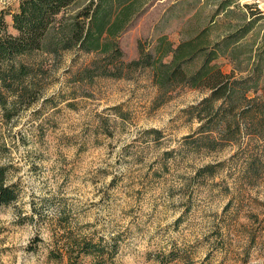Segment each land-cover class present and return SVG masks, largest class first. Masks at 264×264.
I'll return each mask as SVG.
<instances>
[{"label":"rangeland","instance_id":"1","mask_svg":"<svg viewBox=\"0 0 264 264\" xmlns=\"http://www.w3.org/2000/svg\"><path fill=\"white\" fill-rule=\"evenodd\" d=\"M19 1L0 0V13ZM143 1L117 39L125 60L137 59L139 41L194 42L190 74L217 54L211 65L256 82L248 96L264 101V0ZM15 60L38 73L42 94L17 102L11 119L0 103V169L18 193L0 203V264H264V136L252 122L232 126L233 141L217 137V123L194 115L208 89L161 88L151 68L85 72L102 63L96 51ZM0 92L11 106L16 95Z\"/></svg>","mask_w":264,"mask_h":264},{"label":"trees","instance_id":"2","mask_svg":"<svg viewBox=\"0 0 264 264\" xmlns=\"http://www.w3.org/2000/svg\"><path fill=\"white\" fill-rule=\"evenodd\" d=\"M76 2L78 0H20L16 10L0 13V87L16 95L8 107V99L0 92L1 107L7 119H11L9 110L17 102L28 99L27 106L30 107L40 100L42 94L38 73L29 64L16 62V56L44 49L57 54L60 50L78 47L86 52L96 51L103 55L101 64L95 62V67L85 72L96 69L93 72L103 77L130 78L127 71L151 68L155 83L161 88H169V84L177 80L181 84L208 89L210 94L195 106L194 115L206 120L209 127L213 128V124L217 123L218 126L213 128L218 133L217 137L231 135L228 133L232 126H236V132L242 133V127L245 129L251 122L255 125L253 135L264 136V101L256 103V96H248L251 88L257 85L256 82L244 85L241 80L234 79L232 74L212 66L211 62L217 54L208 57L198 72L190 74L184 64L187 59L194 58L199 45L184 42L173 47L166 36H161L154 50H146L143 42L139 41L137 59L125 60L117 39L130 27L143 7V0H89L78 7L72 17H68L66 10ZM7 13L12 14V29L15 31L9 29L5 19ZM52 30L56 34L50 36ZM168 53L173 57L166 62L164 59ZM216 136L206 135L203 138L214 142ZM233 138L229 136L230 141ZM4 176L5 172L1 168L0 203H11L16 201L18 193L12 186L5 184ZM89 254L90 251H86V255Z\"/></svg>","mask_w":264,"mask_h":264},{"label":"crops","instance_id":"3","mask_svg":"<svg viewBox=\"0 0 264 264\" xmlns=\"http://www.w3.org/2000/svg\"><path fill=\"white\" fill-rule=\"evenodd\" d=\"M145 5V2L143 3V6Z\"/></svg>","mask_w":264,"mask_h":264}]
</instances>
